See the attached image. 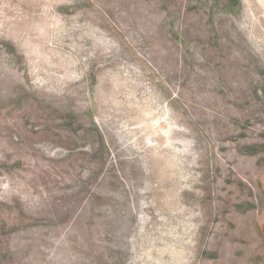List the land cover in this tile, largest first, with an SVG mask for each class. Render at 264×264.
Wrapping results in <instances>:
<instances>
[{"label": "rangeland", "instance_id": "1", "mask_svg": "<svg viewBox=\"0 0 264 264\" xmlns=\"http://www.w3.org/2000/svg\"><path fill=\"white\" fill-rule=\"evenodd\" d=\"M0 264H264V0H0Z\"/></svg>", "mask_w": 264, "mask_h": 264}]
</instances>
